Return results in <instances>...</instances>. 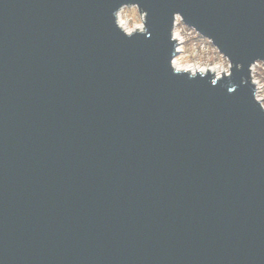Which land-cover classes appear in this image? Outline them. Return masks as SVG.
I'll return each instance as SVG.
<instances>
[{"label":"water","instance_id":"water-1","mask_svg":"<svg viewBox=\"0 0 264 264\" xmlns=\"http://www.w3.org/2000/svg\"><path fill=\"white\" fill-rule=\"evenodd\" d=\"M123 2L0 0V264H264V0ZM174 11L243 69L173 75Z\"/></svg>","mask_w":264,"mask_h":264},{"label":"clouds","instance_id":"clouds-1","mask_svg":"<svg viewBox=\"0 0 264 264\" xmlns=\"http://www.w3.org/2000/svg\"><path fill=\"white\" fill-rule=\"evenodd\" d=\"M122 4H124L123 7L121 6ZM148 15L149 12L147 8L141 5L140 0H135L131 7H129L127 3L123 2L112 12L114 27L128 39H132L136 35H144L145 38L151 37V33L147 27ZM186 27L198 28L195 24L188 23L181 11H174L172 13L171 27L169 29V41H177L179 33ZM206 36L214 40L213 37L209 35ZM174 47L175 45L173 44V54H171L168 59V65L171 73L173 75H186L189 80H195L198 77L200 79H208L210 77V84L215 86L223 78L230 79L233 76L234 68L239 71L244 67L242 61H233V59L223 51V56L215 63L213 70L208 71L205 68L200 67L199 64L193 65L189 63L188 58L186 57L177 58L174 55ZM258 62H264V57H256L251 60L248 64V78L241 77L242 84L249 82V69ZM236 89L237 85L233 83L227 91L232 93ZM252 96L253 100L259 104L260 109L264 110V105H261L256 98L255 89L253 90Z\"/></svg>","mask_w":264,"mask_h":264},{"label":"rangeland","instance_id":"rangeland-1","mask_svg":"<svg viewBox=\"0 0 264 264\" xmlns=\"http://www.w3.org/2000/svg\"><path fill=\"white\" fill-rule=\"evenodd\" d=\"M128 6L131 7L132 5ZM177 40L179 42V53L176 57H186L188 58V62L193 65L199 64L203 68H213L215 63L223 56L207 37L199 34L194 28L186 27L179 33ZM252 76L256 82V86H258L259 92L257 97L264 105L263 62H258L253 66Z\"/></svg>","mask_w":264,"mask_h":264},{"label":"bare ground","instance_id":"bare-ground-1","mask_svg":"<svg viewBox=\"0 0 264 264\" xmlns=\"http://www.w3.org/2000/svg\"><path fill=\"white\" fill-rule=\"evenodd\" d=\"M206 70H210V71H212L213 70V68H211V67H208V68H205Z\"/></svg>","mask_w":264,"mask_h":264},{"label":"built area","instance_id":"built-area-1","mask_svg":"<svg viewBox=\"0 0 264 264\" xmlns=\"http://www.w3.org/2000/svg\"><path fill=\"white\" fill-rule=\"evenodd\" d=\"M256 87H257V94H258V92H259V91H258V86H256ZM256 97H257V95H256Z\"/></svg>","mask_w":264,"mask_h":264}]
</instances>
